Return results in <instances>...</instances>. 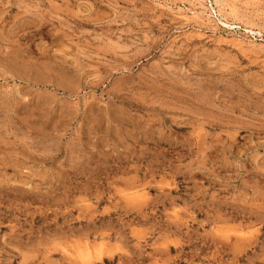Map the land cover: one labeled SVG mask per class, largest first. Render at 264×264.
Here are the masks:
<instances>
[{
	"label": "rangeland",
	"instance_id": "obj_1",
	"mask_svg": "<svg viewBox=\"0 0 264 264\" xmlns=\"http://www.w3.org/2000/svg\"><path fill=\"white\" fill-rule=\"evenodd\" d=\"M0 264H264V0H0Z\"/></svg>",
	"mask_w": 264,
	"mask_h": 264
},
{
	"label": "bare ground",
	"instance_id": "obj_2",
	"mask_svg": "<svg viewBox=\"0 0 264 264\" xmlns=\"http://www.w3.org/2000/svg\"><path fill=\"white\" fill-rule=\"evenodd\" d=\"M218 8V7H217ZM236 16V15H235ZM226 22V21H225Z\"/></svg>",
	"mask_w": 264,
	"mask_h": 264
}]
</instances>
